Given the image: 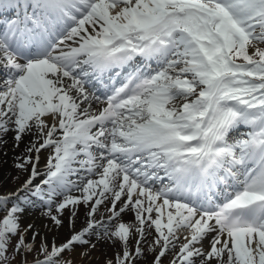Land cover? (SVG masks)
Returning <instances> with one entry per match:
<instances>
[{
  "label": "snow or ice",
  "instance_id": "obj_1",
  "mask_svg": "<svg viewBox=\"0 0 264 264\" xmlns=\"http://www.w3.org/2000/svg\"><path fill=\"white\" fill-rule=\"evenodd\" d=\"M259 45L264 0H0V144L12 131L16 147L34 137L28 153L52 150L39 184L17 157L32 167L0 194V261L16 235L14 253L32 251L27 208L60 226L84 204L87 226L41 243L34 264H73L63 254L92 235L121 244L106 264H135L145 244L152 264L169 251L171 264H264Z\"/></svg>",
  "mask_w": 264,
  "mask_h": 264
},
{
  "label": "bare ground",
  "instance_id": "obj_2",
  "mask_svg": "<svg viewBox=\"0 0 264 264\" xmlns=\"http://www.w3.org/2000/svg\"><path fill=\"white\" fill-rule=\"evenodd\" d=\"M49 120L51 118L49 117ZM15 133L9 131L4 135L3 139L6 143L0 144V194H6L9 192L15 191L21 186V184L28 178L30 175L32 165H26L28 171H21L15 167L17 163V157H24L26 155H31L33 157V163L36 164L37 171L40 173L37 177H41L45 174L44 160L51 153V148L41 149L37 154L36 152L28 153L26 149L30 146V142L33 141L34 137L31 135L23 136L19 146L16 147V142L14 140ZM42 142V141H41ZM39 155V160L36 161L35 157ZM81 175H85L81 173ZM94 178V177H93ZM37 179V178H36ZM35 179V180H36ZM74 196L81 195L78 191H73L71 193ZM60 197H57V200H60ZM109 202L106 201L105 204L101 205L96 219H100L101 216L107 217L109 215L107 208L109 207ZM120 207V204L117 205ZM44 210L36 208H27L25 212L21 215L20 225L21 229H26L28 225H33V229L25 233V242L37 245V248H33L31 252L27 253L25 257L26 260H31L43 256L40 254V245L45 243L49 245V248L53 243L56 245H61L68 241L74 233L79 232L81 229L87 226V221L89 219L87 213L89 211V206L80 204L76 207V215L72 216L71 209H65L63 215L59 218L62 223L60 226H56L48 216L43 215ZM53 214H56L53 210ZM121 220L124 222H135L134 212L128 210L121 214ZM39 233L35 240L32 239L33 233ZM153 233L148 237V240L151 241ZM89 239V244L81 245L76 244L73 246L71 251H66L63 254V257L66 259H71L73 264H106L108 260H115L116 254L121 252V244L117 241L115 243L105 240H98L95 235L86 237ZM210 239V238H209ZM209 239L203 241V248L207 251L210 247ZM12 240V239H11ZM95 244L93 248L92 245ZM136 244V238L133 237L130 240V250L134 249ZM13 246L10 242L8 249H11ZM144 250L147 252L145 258L140 262L138 259L135 261V264H150L153 260L156 253H149L147 250V245H143ZM159 249H157V252ZM175 251H178L176 249ZM16 253L11 251L8 254V259L6 264H21L18 263L14 257ZM174 259V251H171L170 261ZM215 264V261L212 262Z\"/></svg>",
  "mask_w": 264,
  "mask_h": 264
},
{
  "label": "rangeland",
  "instance_id": "obj_3",
  "mask_svg": "<svg viewBox=\"0 0 264 264\" xmlns=\"http://www.w3.org/2000/svg\"><path fill=\"white\" fill-rule=\"evenodd\" d=\"M260 47H264V45H259ZM250 52H251V49H250ZM51 150V149H50ZM52 152V150H51ZM51 155V153H50ZM46 157V159L44 160V165L46 166V164L48 165V160H49V157ZM45 169V174L47 172V167L44 168ZM45 174L41 177H37V179L34 181L35 184H39L44 178H45ZM39 207V206H38ZM38 209H41V210H44L43 208L39 207ZM7 214L6 210H0V219H3V217ZM19 235H16V236H13L11 239V242L13 244V246L11 247V249H8V252H7V255L13 251L14 249V246L15 244L17 243V241L19 240ZM33 245V248H37V245L35 244H32ZM50 249V248H49ZM40 250V249H39ZM14 252V251H13ZM146 251H145V255H146ZM145 255L144 256H141L140 258H138V261L140 262L141 260H143L145 258ZM27 254H24L23 251L20 253V254H16L14 257L16 258V260L18 261V263H21L22 264V260L25 261V264H34V261L36 259H43V256H40V257H37V258H33L31 260H26V257ZM170 257H171V251L167 252L165 254L164 257L161 258V261H160V264H171V261H170ZM6 260L5 261H0V264H6ZM153 260L150 262V264H152Z\"/></svg>",
  "mask_w": 264,
  "mask_h": 264
}]
</instances>
